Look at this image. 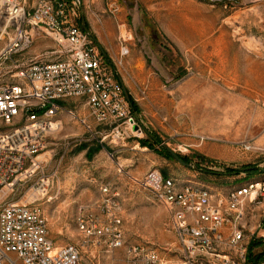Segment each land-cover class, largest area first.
<instances>
[{
  "label": "rangeland",
  "instance_id": "1",
  "mask_svg": "<svg viewBox=\"0 0 264 264\" xmlns=\"http://www.w3.org/2000/svg\"><path fill=\"white\" fill-rule=\"evenodd\" d=\"M71 2L79 24L85 23L113 64L122 60L121 36L128 41L129 55L117 69L143 134L117 145L109 138L99 144L103 129L92 125L90 132L77 119L88 114L85 101L62 102L60 126L39 157L41 168L15 191H0V210L8 203H40L56 246H80L83 264H138L152 251L162 261L158 264H183L169 213L141 181L159 171L230 187L264 174L249 175L255 167L264 171V0ZM53 47L39 38L27 59ZM10 129L0 121V132ZM144 140L157 143L156 151L144 147ZM246 141L255 151L238 149ZM165 145L195 168L179 164ZM205 161L216 163V170L201 171ZM229 170L243 172L214 174ZM102 186L127 204L124 244L118 249L105 243L89 247L78 231L84 212L97 210L91 205Z\"/></svg>",
  "mask_w": 264,
  "mask_h": 264
},
{
  "label": "built area",
  "instance_id": "2",
  "mask_svg": "<svg viewBox=\"0 0 264 264\" xmlns=\"http://www.w3.org/2000/svg\"><path fill=\"white\" fill-rule=\"evenodd\" d=\"M39 38L51 40L54 47L28 60ZM120 40L122 60L113 64L77 21L71 0L0 1V121L11 127L0 132V191H15L41 168L39 157L60 126L64 101H85L88 114L77 119L90 132L92 125L103 129L99 144L109 138L117 145L142 136L117 69L129 55L128 41ZM238 149L244 154L255 151L249 141L239 143ZM215 164L205 161L201 171L216 170ZM141 184L169 213L183 264H252L249 247L264 223L252 229L248 221L264 204V174L214 187L152 171ZM100 191L97 210L78 219L81 240L89 247L105 243L121 248L119 194L106 186ZM83 253L78 245L56 246L40 203H8L0 210V264H83ZM161 262L152 251L138 264Z\"/></svg>",
  "mask_w": 264,
  "mask_h": 264
},
{
  "label": "trees",
  "instance_id": "3",
  "mask_svg": "<svg viewBox=\"0 0 264 264\" xmlns=\"http://www.w3.org/2000/svg\"><path fill=\"white\" fill-rule=\"evenodd\" d=\"M83 27L85 28V23L82 24ZM86 29V28H85ZM131 100V104L133 106V111L135 112V104L134 102ZM136 114V113H135ZM142 145L144 147H148L150 148L151 150H155L156 151V144L157 143H154V144H151L149 141H141ZM161 154V153H160ZM171 157V156H169ZM183 161H185L186 163H190V160L188 158H183L181 157ZM241 172L243 171H236V170H229L228 172H226L225 174H222V173H214L215 175H218V176H235V175H239ZM264 171H260V169L258 167H255L253 168L252 172L249 173V175L251 174H254V173H262ZM264 248V241L262 240H254L251 242L250 244V247H249V261L252 263V264H260L262 259L264 258V251L258 255H255L254 251L257 250V249H263Z\"/></svg>",
  "mask_w": 264,
  "mask_h": 264
},
{
  "label": "crops",
  "instance_id": "4",
  "mask_svg": "<svg viewBox=\"0 0 264 264\" xmlns=\"http://www.w3.org/2000/svg\"><path fill=\"white\" fill-rule=\"evenodd\" d=\"M102 198V195H100V197L91 205L93 208H96L97 205L100 203V200ZM122 203V217H123V221L125 223V211L127 210L126 209V201L125 200H121ZM263 209H264V204L263 205H260L258 207H256L254 209V212L252 213V217L251 219L248 221V223H251V228L252 229H255V226L257 223H264L263 219H262V212H263ZM254 240H262L264 241V225L261 229L259 230H256V235L253 239Z\"/></svg>",
  "mask_w": 264,
  "mask_h": 264
},
{
  "label": "water",
  "instance_id": "5",
  "mask_svg": "<svg viewBox=\"0 0 264 264\" xmlns=\"http://www.w3.org/2000/svg\"><path fill=\"white\" fill-rule=\"evenodd\" d=\"M218 1H223V0H218ZM165 149L169 152V154L181 165L188 167V168H195L194 165L190 164V163H186L185 161L182 160V158L180 157V155L176 154L175 152H173L172 150H170L166 145L164 146Z\"/></svg>",
  "mask_w": 264,
  "mask_h": 264
}]
</instances>
